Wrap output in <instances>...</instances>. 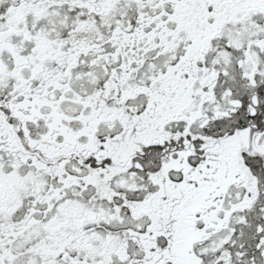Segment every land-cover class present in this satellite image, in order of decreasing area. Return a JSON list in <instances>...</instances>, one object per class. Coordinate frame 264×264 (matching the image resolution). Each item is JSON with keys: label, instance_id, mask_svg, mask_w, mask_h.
<instances>
[{"label": "snow or ice", "instance_id": "1", "mask_svg": "<svg viewBox=\"0 0 264 264\" xmlns=\"http://www.w3.org/2000/svg\"><path fill=\"white\" fill-rule=\"evenodd\" d=\"M0 264H264V0H0Z\"/></svg>", "mask_w": 264, "mask_h": 264}]
</instances>
